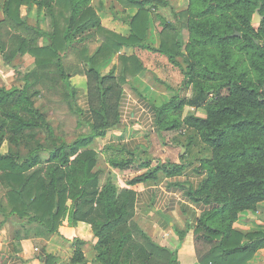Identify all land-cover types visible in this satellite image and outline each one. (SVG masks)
Listing matches in <instances>:
<instances>
[{"label": "trees", "instance_id": "1", "mask_svg": "<svg viewBox=\"0 0 264 264\" xmlns=\"http://www.w3.org/2000/svg\"><path fill=\"white\" fill-rule=\"evenodd\" d=\"M92 2L3 1L0 25L16 30L10 38L11 52L30 53L35 69L24 75L21 87L0 86V148L4 142L18 145L21 140L33 139L35 131L44 132L49 144L45 147L36 141L24 157L10 149L0 153V171L10 188L6 211L0 208L6 213L5 219L26 217L29 224L36 222L44 229L36 233L39 236L58 233L62 220L72 225L87 223L96 239L92 249L98 264H179L175 251L154 242L132 218L136 188L182 175L187 155H180L178 163L142 160L121 146L105 145L100 153L110 169L125 171L137 162L143 169L126 178L119 189L109 175L102 180L96 169L99 154L90 148L95 139L119 124L122 86L129 76L144 68L138 57L118 55L124 46L134 47L166 56L183 75L178 93L173 92L167 102L154 107L157 132L190 130L192 137L209 150V156L197 160L194 172L200 180L188 183L184 193L194 202L211 206L196 220L194 229L200 247L199 264H247L257 250L264 248V230L242 231L233 224L239 214L256 210L264 201V0H188L184 12L188 41L184 49L176 27L162 17H157L161 21L157 46L147 43L153 24L148 12L166 6V0H112L109 8L114 18L119 19L120 12L113 3L122 4L123 10L136 9L135 14L122 19L129 27L128 37L103 28ZM23 4L46 9L51 30L26 23L20 17ZM57 5L61 7L58 10ZM256 11L262 19L254 26L251 20ZM21 31L35 36H21L17 33ZM38 38H47L48 42L39 45ZM96 39L100 45L89 54L88 45ZM4 50L0 39V53L5 54ZM178 54L186 55L189 61L185 70L176 59ZM71 55L78 63L83 62L85 104L75 109L80 114L85 112L89 133L66 142L55 136L45 113L35 106L34 87L42 78L59 81L64 95L76 100L70 79L77 70L68 71L63 65V59ZM116 55L117 73L111 70L101 74L100 64ZM51 68L55 69L53 73ZM188 83L194 94L180 97L179 92L187 89ZM185 107L202 108L205 114L183 115ZM190 142L191 136L185 148ZM41 152L48 153L47 159H42ZM32 191L36 193L33 196ZM31 209L35 210L33 215ZM16 226L19 229L26 224ZM18 233L17 237H22ZM178 234L182 239L183 232ZM83 243L76 240L72 264H86L80 248Z\"/></svg>", "mask_w": 264, "mask_h": 264}, {"label": "crops", "instance_id": "2", "mask_svg": "<svg viewBox=\"0 0 264 264\" xmlns=\"http://www.w3.org/2000/svg\"><path fill=\"white\" fill-rule=\"evenodd\" d=\"M106 2L97 1L96 6L100 7L103 4L106 6ZM97 12L103 28L122 37L129 36V27L121 17L115 19L112 15L104 16L101 11ZM127 16L131 15L126 13L124 18ZM158 36V32L151 26L147 33V43L157 46ZM99 45V39L89 43V54H92ZM120 53L127 57L132 55L138 57L144 68L134 76H129L122 86L119 124L106 136L95 139L90 148L105 158L100 153L102 147L120 145L127 151L135 153L139 159L148 160L149 156H152L154 160L178 163L180 155L176 156V144L168 141L170 135L167 133L159 135L154 112V107H159L169 100L170 90L167 87H174L181 81L176 79V69L167 61L166 56L157 52L124 46ZM117 68L118 58L113 56L100 64L99 72L106 74L114 70L116 74ZM76 78L78 84L83 85L86 91L85 77L82 75ZM197 115L204 116L200 113ZM167 141L168 145L165 144ZM4 143L0 148L1 154L8 151ZM198 159V156L190 153L184 159L187 165L182 175L163 178L158 184L150 183L135 190L132 220L158 245L175 251L179 264H199L200 247L195 242L194 229L200 215L211 208L184 195L188 183L196 184L201 178L194 172ZM140 171L143 169H138L137 173ZM111 172L118 175L122 171L112 169ZM112 181L115 183L114 179ZM261 213H264V201L258 203L256 210L239 214L233 227L242 231H252L258 224L264 226V217ZM5 217L6 213L0 211V264H72L70 260L77 239L84 242L80 248L86 264H98L95 261V252L91 248L96 239L89 224L78 222L72 225L67 222L59 227L56 234L18 238V227ZM181 231L182 239L178 234ZM247 264H264V248L257 250Z\"/></svg>", "mask_w": 264, "mask_h": 264}, {"label": "rangeland", "instance_id": "3", "mask_svg": "<svg viewBox=\"0 0 264 264\" xmlns=\"http://www.w3.org/2000/svg\"><path fill=\"white\" fill-rule=\"evenodd\" d=\"M3 1L4 0H0V22L4 17L3 12H2ZM97 1H101V0H93L92 5L98 11H101L104 16L112 15L114 18V14L109 8V5L111 4L112 0H104V1H107L106 6H104L103 4V6H100V7L96 6ZM166 1H167L166 6H161L159 8L150 9V12H148V17L152 18V21H153L152 26L154 27V30L156 32H158L161 29V25L159 24L161 23V21H160V18H157V17H162L163 19L169 21L172 25H174L176 29L178 30L177 32L179 33L178 37L180 39L181 45L183 46L182 49H184L185 44L188 41V32L185 26L186 16L184 14L185 10L187 9L188 0H166ZM113 5L116 6V9H118V11L120 12L117 15L119 19L121 18L125 20L128 19V18H124V15H126V13L128 15L129 14L132 15L136 13V9L134 8H128V9L123 10V5L120 3H117V4L113 3ZM59 8L61 7L57 5L56 9L58 10ZM20 17L24 19L26 23H28L29 25L38 26L40 29L44 31L51 30V17H50L49 12L46 9L37 10V7L34 4H31V5L23 4L20 7ZM57 21L59 24H61L60 19H58ZM253 25L257 26V24H253ZM17 33H19L21 36L22 35L27 36V37L35 36L31 32H27V31H21ZM13 34L14 35L16 34L15 29L13 30L9 28L4 23L0 25V39L5 45V50H4L5 54L0 53V86L6 87L7 89L11 87H21L24 84V80H23L24 75L29 73L33 69H35V58L30 53L24 52L23 54H17V53L13 54L11 52L10 38L13 36ZM37 41L39 45H42L48 42L47 38H38ZM94 42L95 41L91 43H94ZM118 55H122V53H120L119 51ZM118 55L116 56L118 57ZM6 57L8 58V61ZM176 59L179 62L181 68L185 70L187 64L189 63L186 55L178 54L176 56ZM63 65H64V68L68 71L77 70L76 75L72 76L70 79L72 86L76 89V100L67 98L64 95V90H63L61 82L57 81L56 83H52L50 80L44 79V78L37 81V84L34 87V91H36L34 100H35V106L40 107L42 111L45 113L46 119L51 125V127L53 128L55 136L58 138H61L62 140L66 142H70L76 139L80 135H86L89 133V127H88L87 122L85 121L86 120L85 112L81 111V114H80L75 109V107L76 108L83 107V105L85 104V92L86 91L84 90L83 85L78 84L77 82L78 78H76V76L77 77L82 76L81 69L83 68L82 67L83 62L78 63L76 57L71 55L63 59ZM174 68L176 69L175 71L177 73L176 79L182 80L183 75L180 69L178 67H174ZM54 70L55 69L51 68L50 73H53ZM188 75L191 76L190 74ZM189 76H188V79L190 78ZM74 78L76 79L74 80ZM180 83L181 81L176 86L171 87L169 97L173 94V92L178 93L177 89L181 87ZM189 84L190 83H188L187 89H182L179 92L178 95L180 97H183L185 95L187 97H191L194 94L193 89ZM197 109L198 108L192 109V108L185 107L182 113L183 115H185L189 113L190 111H192L194 113L197 112L196 114L198 113H200L201 115L205 114L204 109L200 108L198 109V111ZM35 132H36V135L34 136L33 139L27 138L26 140H21L18 143V145L13 144V143L7 144V142H5L4 144L5 146H7V150L10 149L12 153L17 152L20 157H24L28 155L30 149H33L35 147L36 141L41 142L45 147H49V144L46 143L45 141V133L41 131H35ZM24 133L25 135H27L28 131H25ZM166 133L170 135L169 136L170 138L168 141L176 144V147H177L176 156L177 157L179 155H183V154L188 155L190 153H194L196 156H198V158L209 156V150L202 143H200L196 137L194 136L192 137L193 134L190 130L164 131V132H159V135H163ZM190 136H191V142L185 148V145L188 142V137ZM164 141L166 140L164 139ZM168 141L165 144H167ZM40 155L43 160L47 159L48 157V153L46 152H41ZM149 157L151 158L152 156H149ZM142 160H145V159H142ZM151 160H154V159L151 158ZM96 169L101 172L102 180H104L105 177L109 175L111 179H114L115 184L120 189L121 187L120 183H122L126 178L135 175L138 169H140V165L134 164L129 169L119 172L118 175L111 174L112 169H110L109 166L106 164L104 158L99 155L98 164H97ZM25 174H29V173H25ZM9 189L10 188L6 185L4 181L3 172L0 171V208H3L5 211H6L5 206H6V200H7L6 192ZM31 193L32 194L30 195L32 196L36 194L33 191ZM30 197L31 196H28V198ZM34 211L32 209L30 210L32 215L35 213ZM261 216L264 217V213H261ZM7 220H10V222L14 224L18 223V225H20L21 223L26 224V227L18 229V231H20L18 234L21 236H27V234L37 235L36 233H43L44 231V229L38 226L36 222H34V224H29L27 222L26 217L22 219L18 217H10V219H7ZM66 223H67L66 220L61 221V225L66 224ZM140 228L142 229V227ZM255 229L264 230V226L258 224L256 228H254V230ZM142 230L145 232V234H147V232L144 229Z\"/></svg>", "mask_w": 264, "mask_h": 264}, {"label": "water", "instance_id": "4", "mask_svg": "<svg viewBox=\"0 0 264 264\" xmlns=\"http://www.w3.org/2000/svg\"><path fill=\"white\" fill-rule=\"evenodd\" d=\"M262 17L260 16V14L256 11L254 14H253V17H252V20H251V23L252 24H259L260 21H261ZM235 35L239 36V33L236 32ZM182 149V148H181ZM183 152V151H182ZM181 152V154H182Z\"/></svg>", "mask_w": 264, "mask_h": 264}]
</instances>
